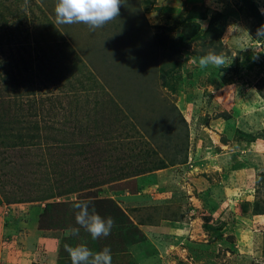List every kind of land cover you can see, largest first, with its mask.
Instances as JSON below:
<instances>
[{
	"label": "rangeland",
	"instance_id": "1",
	"mask_svg": "<svg viewBox=\"0 0 264 264\" xmlns=\"http://www.w3.org/2000/svg\"><path fill=\"white\" fill-rule=\"evenodd\" d=\"M57 2L0 0V264H71L81 242L112 264H264V0H123L95 30Z\"/></svg>",
	"mask_w": 264,
	"mask_h": 264
},
{
	"label": "clouds",
	"instance_id": "2",
	"mask_svg": "<svg viewBox=\"0 0 264 264\" xmlns=\"http://www.w3.org/2000/svg\"><path fill=\"white\" fill-rule=\"evenodd\" d=\"M122 3L123 0H58L55 7L56 23L62 25L83 23L92 30L102 28L119 16ZM258 34L264 35V26H261ZM199 63L201 67L208 65L219 67L224 64V57L210 52L201 57ZM72 206L78 210L75 217L76 223L84 228L93 240L108 237L111 234L113 219L96 212L92 201L78 200ZM69 235L78 236L79 228L69 230ZM66 251L70 255L71 264H112V252L109 247L93 251L87 243L81 242L75 247L67 246Z\"/></svg>",
	"mask_w": 264,
	"mask_h": 264
},
{
	"label": "crops",
	"instance_id": "3",
	"mask_svg": "<svg viewBox=\"0 0 264 264\" xmlns=\"http://www.w3.org/2000/svg\"><path fill=\"white\" fill-rule=\"evenodd\" d=\"M138 226H141V225H138ZM113 257H114V256H113ZM113 257H112V258H113ZM115 258H116V257H115ZM8 263H10V262H8ZM10 264H12V263H10ZM57 264H58V263H57Z\"/></svg>",
	"mask_w": 264,
	"mask_h": 264
}]
</instances>
